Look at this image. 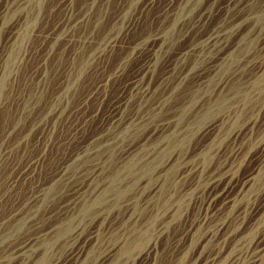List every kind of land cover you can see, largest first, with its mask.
<instances>
[{
	"label": "rangeland",
	"instance_id": "374dc122",
	"mask_svg": "<svg viewBox=\"0 0 264 264\" xmlns=\"http://www.w3.org/2000/svg\"><path fill=\"white\" fill-rule=\"evenodd\" d=\"M0 18V264L147 244L133 264H171L223 219L241 214L235 240L264 222V0H0ZM226 174L232 196L251 182L197 224Z\"/></svg>",
	"mask_w": 264,
	"mask_h": 264
},
{
	"label": "bare ground",
	"instance_id": "6f19581e",
	"mask_svg": "<svg viewBox=\"0 0 264 264\" xmlns=\"http://www.w3.org/2000/svg\"><path fill=\"white\" fill-rule=\"evenodd\" d=\"M24 1V0H23ZM7 4V3H6ZM7 13V11H6ZM4 14V13H3ZM5 15V14H4ZM1 19V18H0ZM218 127V126H217ZM207 128H213L210 125L207 126ZM241 132V127H237L234 131L230 132L228 134V137L231 139H236L238 135ZM216 135V134H215ZM227 137V138H228ZM239 148V147H238ZM210 151V150H209ZM216 151V150H215ZM239 151V150H238ZM212 152V151H211ZM231 153V152H230ZM232 154H237V150H232ZM239 155V154H238ZM264 158V157H263ZM242 160V159H241ZM244 160V159H243ZM232 161V159H231ZM262 161V160H261ZM235 163V162H234ZM229 165V164H228ZM196 168V167H195ZM191 169V168H190ZM229 169V168H228ZM195 171V170H194ZM200 171V170H199ZM226 172V170H224ZM257 171V170H256ZM189 172V171H188ZM198 172V171H197ZM234 173V172H233ZM215 175V174H214ZM211 176V175H210ZM221 176V175H220ZM212 178L208 181V189H207V195L206 197H202L203 199L200 200L201 207L203 206V213L199 214L197 216V224L201 225L203 224L208 214H214L217 212L220 208V206L229 207L233 210V208H236L235 201L236 197L239 196V194L242 193L243 189L251 182V176H246L239 180V189L236 192L235 195H231L230 191L232 189V186L235 185V180L232 175L226 174L219 178ZM253 178V177H252ZM255 178V177H254ZM180 179V178H179ZM239 179V178H238ZM208 179H206L207 181ZM253 180V179H252ZM197 183V182H196ZM206 184V183H205ZM221 184H223L221 186ZM194 185V184H193ZM196 185V184H195ZM252 185V184H251ZM217 186H220L219 189H217ZM207 187V186H206ZM249 187V186H248ZM251 187V186H250ZM194 188V186H193ZM198 189V187H197ZM206 189V188H205ZM190 190V189H188ZM194 190V189H193ZM192 190V191H193ZM203 190V189H202ZM246 191V190H244ZM243 191V192H244ZM196 192V191H195ZM191 193V192H190ZM193 193V192H192ZM243 194V193H242ZM196 195V194H195ZM204 195V194H203ZM186 196V195H185ZM192 198V197H191ZM240 198V197H239ZM242 198V197H241ZM240 198V200H241ZM190 199V198H189ZM196 199V198H195ZM219 200L220 204L218 206H214L213 203L216 200ZM196 201V200H195ZM202 201V202H201ZM234 202V205H233ZM240 202V201H239ZM241 203V202H240ZM239 203V204H240ZM253 204V203H252ZM264 204V201H263ZM246 205V204H245ZM249 205V204H248ZM235 206V207H234ZM240 206V205H239ZM264 206V205H263ZM199 207V206H198ZM245 207V206H244ZM261 207V206H260ZM246 208V207H245ZM177 209V208H176ZM250 211H252V206L250 205L248 207ZM241 210V208H240ZM247 208L245 209V211ZM178 211V210H177ZM229 211V210H228ZM242 211V210H241ZM248 211V210H247ZM238 212V210H237ZM244 212V210L242 211ZM264 212V211H263ZM175 213V212H174ZM200 213V212H199ZM233 213V212H230ZM234 214V213H233ZM235 218L231 217L230 221H227V219H223L220 223L215 224V226L211 229L205 232L200 238L196 241V243L191 246V249H188V252L186 254H183L181 256H177L176 258H173L170 263L171 264H264V222L262 224L254 226V234L250 237L247 235L237 238V240L233 239L235 237V234L238 232H234L233 230H230V223L234 222V219L239 218L241 215L238 213ZM244 214V213H243ZM174 215V214H173ZM213 216V215H212ZM262 217V215H261ZM226 218V217H225ZM241 218V217H240ZM239 218V219H240ZM244 218V217H243ZM242 220L237 224L236 227H240V225L243 223ZM196 219V218H195ZM237 219V220H239ZM264 219V215H263ZM156 220V219H155ZM221 220V219H220ZM229 220V219H228ZM254 220V218H253ZM195 221V220H194ZM193 221V223H194ZM217 221V220H216ZM258 222V221H257ZM261 222V221H260ZM192 223V222H191ZM236 223V221H235ZM149 224V223H148ZM210 224V223H209ZM255 224V223H254ZM257 224V223H256ZM212 226V224H211ZM83 227V226H82ZM165 227V226H163ZM198 227V226H197ZM250 227V226H249ZM210 228V227H209ZM161 229V228H160ZM191 229V228H190ZM190 229L187 230V235L190 234ZM196 229V228H195ZM194 229V230H195ZM232 229V228H231ZM199 230V228H198ZM235 230V229H234ZM240 230V228H239ZM159 230H157L158 232ZM197 231V230H195ZM200 231V230H199ZM253 231V230H252ZM251 231V232H252ZM99 232V231H98ZM194 232V231H193ZM191 232V233H193ZM235 234H234V233ZM240 232V231H239ZM250 232V231H249ZM80 233V231H79ZM196 233V232H195ZM198 233V232H197ZM201 233V232H200ZM253 233V232H252ZM81 234V233H80ZM91 234V233H90ZM146 234V233H145ZM244 234V233H243ZM79 235V234H78ZM191 235V234H190ZM238 235V233H237ZM90 236V235H89ZM95 236V235H94ZM97 236V234H96ZM141 235L140 237H142ZM192 236V235H191ZM92 238V237H91ZM90 238V239H91ZM194 238V237H193ZM247 238V239H246ZM72 239V238H71ZM78 239V238H77ZM143 239V237L141 238ZM89 240V239H88ZM146 240V239H145ZM152 240V239H151ZM68 241V240H67ZM137 241V240H136ZM144 241V240H143ZM191 241V240H190ZM85 242V241H84ZM139 242V241H138ZM145 242V241H144ZM148 242V241H147ZM146 242V243H147ZM150 242V241H149ZM194 243V241H192ZM72 243V242H71ZM75 243V242H74ZM77 243V242H76ZM129 243V242H128ZM137 243V242H136ZM190 243V242H189ZM187 243V244H189ZM246 243V244H244ZM85 244V243H84ZM143 244V243H142ZM191 244V243H190ZM189 244V245H190ZM73 245V243H72ZM240 246L238 249L237 247ZM142 246V245H141ZM145 246V245H144ZM81 247V246H80ZM188 247V246H187ZM185 247V248H187ZM143 248V247H142ZM153 249V245L147 244L136 256V258H132L131 263L127 264H133L135 259H140V262L144 260V255L148 254L150 250ZM82 250V249H81ZM154 250V249H153ZM185 250V249H184ZM15 251V250H14ZM77 251V250H76ZM84 251V249H83ZM187 251V249H186ZM22 252V251H21ZM32 252V251H31ZM69 252V251H68ZM117 252V251H116ZM184 252V251H183ZM79 253V251H77ZM75 253V254H77ZM106 253V252H105ZM144 253V254H143ZM22 254V253H21ZM45 254V253H44ZM65 254V252H64ZM72 253H68V256H72ZM182 254V253H181ZM63 255V254H62ZM81 255V254H80ZM118 255V254H117ZM123 255V254H122ZM22 256V255H21ZM24 256H26L24 254ZM85 256V255H84ZM110 256V255H109ZM4 257V256H3ZM39 257H41L39 255ZM44 257V256H43ZM100 258V257H99ZM39 259V258H38ZM22 260V259H21ZM24 260V258H23ZM22 260V261H23ZM77 260V259H76ZM85 260V259H84ZM106 260V259H104ZM115 260V259H114ZM43 261V260H42ZM56 262V261H55ZM78 262V261H77ZM76 262H74L75 264ZM123 263V262H122ZM126 263V262H125ZM124 263V264H125ZM151 264V263H150Z\"/></svg>",
	"mask_w": 264,
	"mask_h": 264
}]
</instances>
